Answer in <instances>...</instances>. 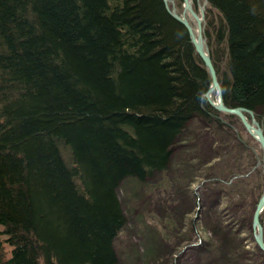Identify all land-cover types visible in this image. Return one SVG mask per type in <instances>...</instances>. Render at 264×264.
<instances>
[{"label": "trees", "instance_id": "16d2710c", "mask_svg": "<svg viewBox=\"0 0 264 264\" xmlns=\"http://www.w3.org/2000/svg\"><path fill=\"white\" fill-rule=\"evenodd\" d=\"M204 35L224 102L251 109L264 129V0H207ZM210 85L163 0H0V264H120L115 241L128 224L120 184L167 172L182 140L194 144L182 163L202 168L206 127L190 130L198 121L242 141L222 117L241 126L235 115L203 98ZM251 146L227 151H248L242 172L257 162ZM219 163L202 175L212 179L202 215L217 188L219 250L233 261L247 253L245 238L220 205L238 206L262 174L229 184ZM254 204L239 216L247 228Z\"/></svg>", "mask_w": 264, "mask_h": 264}, {"label": "rangeland", "instance_id": "374dc122", "mask_svg": "<svg viewBox=\"0 0 264 264\" xmlns=\"http://www.w3.org/2000/svg\"><path fill=\"white\" fill-rule=\"evenodd\" d=\"M205 1L193 0V4L198 8V11H201ZM205 8L204 6V16ZM179 10L182 11L183 7L179 8ZM195 22L193 20L194 24ZM210 87L211 85L208 86L206 92L203 94V98L206 100ZM211 93H213L212 96L214 95L213 98L216 97L215 91ZM222 117L230 124L229 126L232 130L237 127L234 136L237 139L240 137L243 142L238 139V143L233 136L227 140L228 137L225 136L226 134H223L220 128H216L214 125L208 126L203 120L201 122L198 121L193 124L190 130L195 131L199 127H206L205 132L199 135L200 138L197 140V143L200 142L199 146L203 149L205 146L204 150L208 151L205 158L207 165L206 163L205 165L201 163L202 166L200 165V167L202 168L192 169L186 163H182L181 154L183 152L188 154L190 151L187 150H191L192 155H194V144L187 145L182 140L179 143L180 145L178 144L176 147L172 160L173 163L167 172L154 174L144 181L128 178L120 184L118 189L119 198L128 223L126 224V229L120 232L119 237L115 241L120 264H229L231 255L228 252V257L225 258V255L220 253L219 246L224 241L217 235L220 229H218L219 226L215 225L220 221L215 211V206L217 205L213 203L215 202L213 195L217 193V188L209 192L208 195L211 197L212 204L209 205L210 207H208L205 215H202L205 211L203 198L206 191L205 182L212 180L202 175L206 167L212 162H220V165H215L214 171L224 172L227 170L231 172V175L228 178L226 177L227 179H221V181L229 184L239 177H249V173L254 171H260V174H262V176L260 175L262 178H258L260 186L257 184L254 186L255 183L249 180L248 184L251 187L249 186L248 188H252V191L250 195L245 197L244 201L239 202L238 206L231 209H226V205L222 203L219 210L223 213L224 221L231 222V226L238 229V232H241L240 236L245 238L244 248H246L247 253H244L245 256L237 254L235 256L236 259L231 260L230 264H264L263 255L257 253L260 247L255 243L253 229V210L264 190L262 147L259 141L245 129L237 116L233 117L238 118L237 120L240 121L242 127L238 123H235L236 126L231 123V118L224 117V115ZM220 145L223 146L219 148L222 152L218 153ZM237 145H246L247 147L252 145L251 148L257 155L256 164L246 172H242V169L246 170L245 166L249 158L247 156L248 151L245 153V149L241 147L243 149V152L240 150L242 154L240 156L234 155L233 157L230 156L233 153L227 152ZM217 154L221 157H215ZM184 155L183 157H185ZM192 155H189V157ZM237 189L243 190L241 186L240 188L237 187ZM218 193L223 194L222 190H218ZM257 194H259L258 197L256 196ZM255 199L256 202L254 204ZM251 203L254 206L250 219V229L245 224H241L239 216L249 209ZM245 204L248 206L247 209L245 208ZM239 206L241 211L239 214H236V208ZM263 213L264 210L260 216L262 222L264 221ZM166 222L169 227L166 226ZM234 240L236 239H230V243L226 246L230 251L234 247V244H237V240ZM261 251L264 253L263 250ZM240 255L246 261L244 259L237 260Z\"/></svg>", "mask_w": 264, "mask_h": 264}, {"label": "water", "instance_id": "95a60500", "mask_svg": "<svg viewBox=\"0 0 264 264\" xmlns=\"http://www.w3.org/2000/svg\"><path fill=\"white\" fill-rule=\"evenodd\" d=\"M163 1H164L166 8L169 10L170 14L174 18H176L178 21L183 23L185 25V27L187 28L188 34L190 36V40L195 47L196 53L201 58V60L204 62L205 66H206V68H207V70L211 76V82L212 83H211V87L209 89V92L207 93V100L218 111H222V112L232 111V112L238 113V115L241 118L242 123L246 129H248L249 131L252 129L256 130L261 136L260 139H257V140L260 142V144L262 146L263 156H264V137H262V135H261V133H262L261 129L256 128L259 126V122L256 119H253L252 122H249L247 116H245L243 114V111L249 112L252 115H253V113L250 111V109H247V108L242 107V106H238V107H234V108L229 109L223 101L222 87H221V84H220L219 79H218L216 67L214 65V62H213L211 54H210V48L208 45L207 38L204 35L203 16H200L198 14V12H196V10L193 8L192 0H183L184 8H183L182 12L178 11L175 0H163ZM201 11L203 13V9ZM187 13H190L191 15L189 17H187V15H186ZM192 18H194V20L196 21L197 31L195 30V27L193 26V23L191 21V20H193ZM214 91L216 92V99L213 98L212 93H211ZM263 210H264V195L261 199L258 200V202L255 206V215L257 216V217H255V220L258 222V224L254 223V225H258L259 231H260L259 236H257L258 233L254 231V233L256 235L257 245L260 247L261 250L264 251V240L262 239L263 226H262L261 221L259 220Z\"/></svg>", "mask_w": 264, "mask_h": 264}, {"label": "bare ground", "instance_id": "6f19581e", "mask_svg": "<svg viewBox=\"0 0 264 264\" xmlns=\"http://www.w3.org/2000/svg\"><path fill=\"white\" fill-rule=\"evenodd\" d=\"M206 4H207V1L204 3V6L206 7ZM204 6L201 8V10L203 9V11H204ZM169 11V10H168ZM200 11V10H199ZM196 12H198L197 10H196ZM195 30L197 31V26H196V28H195ZM213 94V93H212ZM214 96V95H213ZM214 99H216V97H214ZM224 101V100H223ZM209 102V101H208ZM225 103V102H224ZM225 105H226V103H225ZM229 109H231V108H234V107H230V106H227ZM236 107H238V106H236ZM242 107H244V106H242ZM245 108H247V107H245ZM247 109H249V108H247ZM250 111L253 113V115L252 114H250L249 112H244L243 111V114L245 115V116H247V118H248V120H249V122H252V120L253 119H256L255 118V116H254V112L250 109ZM226 113H228V114H233V115H235V116H237L239 119H240V121L242 122V120H241V118L239 117V115H238V113H235V112H232V111H227ZM248 113L250 114V116H251V119H250V117H248ZM237 118V119H238ZM257 120V119H256ZM258 121V120H257ZM259 122V121H258ZM244 126V125H243ZM256 128H259V129H261V135H262V137H264V129H263V127L261 126V124L259 123V126L258 127H256ZM246 129V128H245ZM250 134H252L256 139H260V134L256 131V130H254V129H252V130H248V129H246ZM260 143V142H259ZM261 145V144H260ZM262 147V146H261ZM263 151V150H262ZM263 175H264V156H263ZM263 195H264V190H263V192H262V194H261V196H260V198L259 199H261L262 197H263ZM258 199V200H259ZM258 202V201H257ZM257 204V203H256ZM255 217H257L256 215H255V209H254V214H253V229H254V231L255 232H257L258 233V235L257 236H259L260 235V231H259V227H258V225H254V223H256V224H258V222L255 220ZM259 220H260V218H259ZM261 221V220H260ZM262 226H263V224H262ZM262 239L264 240V227H263V229H262ZM254 239H255V243H256V245H257V242H256V235H255V233H254ZM3 245V244H2ZM258 246V245H257ZM7 251V250H6Z\"/></svg>", "mask_w": 264, "mask_h": 264}]
</instances>
